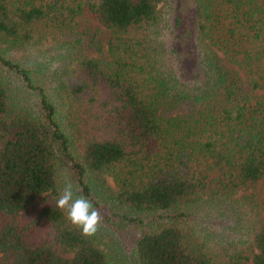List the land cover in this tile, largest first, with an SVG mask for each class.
I'll list each match as a JSON object with an SVG mask.
<instances>
[{"label": "trees", "instance_id": "obj_1", "mask_svg": "<svg viewBox=\"0 0 264 264\" xmlns=\"http://www.w3.org/2000/svg\"><path fill=\"white\" fill-rule=\"evenodd\" d=\"M166 1L0 0V264H264V208L248 220L249 253L213 255L196 238L231 217L236 196L264 190V0H191L197 71L186 78L159 39ZM91 18L151 50L86 53L49 82L20 53L40 23L72 32ZM64 102L93 124L71 131ZM66 182L105 211L94 235L56 207ZM133 225L126 256L113 233Z\"/></svg>", "mask_w": 264, "mask_h": 264}, {"label": "rangeland", "instance_id": "obj_2", "mask_svg": "<svg viewBox=\"0 0 264 264\" xmlns=\"http://www.w3.org/2000/svg\"><path fill=\"white\" fill-rule=\"evenodd\" d=\"M160 15L163 18L159 27L162 34L159 39L165 42L166 48H177V52L173 53L175 61H183V72L179 71V75L184 74V77L190 76L192 72L196 73L195 55L196 50L192 45V36L196 30L195 27V12L194 5L191 0H167L166 3L161 4ZM178 18L180 24H178ZM135 30L133 33H136ZM147 35V34H146ZM132 39H120L119 35H114L112 32L100 28L94 18L82 20L72 32L69 30H56L46 23H40L36 26L35 38L20 48V53H23L28 59H32L31 68L33 71L38 72L39 76H44L46 82L53 79L54 70L66 63L67 69L72 70L77 64L78 60L84 54L100 56L103 55L108 59L119 54V52L126 51L132 55L135 50L139 51L140 56L151 50V46L145 42L144 36L139 37L131 34ZM140 38V39H139ZM83 40V41H82ZM137 40H142V44ZM79 41H82L79 43ZM139 44V45H137ZM173 62V61H172ZM178 69V65L175 66ZM201 70V69H200ZM69 73V72H68ZM190 79V78H189ZM50 86V91L51 87ZM54 92V91H52ZM57 92V91H56ZM63 96H66L61 91ZM34 99V97L32 96ZM58 109L62 117L65 118L64 122L70 123V130L73 132L84 130L85 126L93 124L90 111L85 109L84 106L72 107V112H68V105L64 103L58 104ZM78 123V125L76 124ZM105 180L113 188L114 181L110 176H104ZM248 200L238 196L235 198L241 202L236 204L234 212L231 217L210 219L209 231L204 230L198 232L196 238L198 240L205 239L208 245V252L213 255H218L221 252L232 254L234 251L249 253L252 249V235L248 220L253 219L258 212L263 211L264 208V190L260 184L254 189L247 191ZM253 192L254 196H251ZM44 203V202H43ZM42 202L37 201L24 209L18 215V221L25 224L33 219L42 207ZM102 211V216L105 214ZM235 216V217H232ZM103 224H108L103 221ZM116 228V227H115ZM228 235L223 239V235ZM139 235V228L137 226H128L124 229H115L113 236L116 240L121 242L120 246L126 256H129L132 251V246L135 239ZM112 236V237H113ZM221 247L225 248L221 250ZM210 250V251H209ZM219 259V258H218ZM221 260V259H220Z\"/></svg>", "mask_w": 264, "mask_h": 264}, {"label": "clouds", "instance_id": "obj_3", "mask_svg": "<svg viewBox=\"0 0 264 264\" xmlns=\"http://www.w3.org/2000/svg\"><path fill=\"white\" fill-rule=\"evenodd\" d=\"M56 207L66 210L67 218L84 236L94 235L103 225V216L99 209L84 196L74 198L73 185L66 182L62 194L56 201Z\"/></svg>", "mask_w": 264, "mask_h": 264}]
</instances>
